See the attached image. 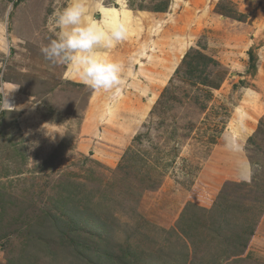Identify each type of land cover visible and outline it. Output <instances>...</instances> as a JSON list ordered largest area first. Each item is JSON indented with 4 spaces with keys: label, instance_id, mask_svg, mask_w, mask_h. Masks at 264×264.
Instances as JSON below:
<instances>
[{
    "label": "rangeland",
    "instance_id": "rangeland-1",
    "mask_svg": "<svg viewBox=\"0 0 264 264\" xmlns=\"http://www.w3.org/2000/svg\"><path fill=\"white\" fill-rule=\"evenodd\" d=\"M70 2L0 0V264H264V0H104L146 11L111 92L40 52Z\"/></svg>",
    "mask_w": 264,
    "mask_h": 264
},
{
    "label": "clouds",
    "instance_id": "clouds-1",
    "mask_svg": "<svg viewBox=\"0 0 264 264\" xmlns=\"http://www.w3.org/2000/svg\"><path fill=\"white\" fill-rule=\"evenodd\" d=\"M96 12L90 11L85 0H71L69 6L53 14L50 21L52 36L40 47L44 59L52 66H64L95 92L119 90L123 83V66L110 59L102 49H111L127 37L119 11L105 7L104 0H96ZM12 41L0 22V54L10 55ZM19 86L0 97V110L11 109L8 97Z\"/></svg>",
    "mask_w": 264,
    "mask_h": 264
},
{
    "label": "crops",
    "instance_id": "crops-1",
    "mask_svg": "<svg viewBox=\"0 0 264 264\" xmlns=\"http://www.w3.org/2000/svg\"><path fill=\"white\" fill-rule=\"evenodd\" d=\"M90 1V4H92V5H94L95 4V2H93V0H89ZM116 1L117 0H115V4H117L116 3ZM118 5H116V7H117ZM118 8V7H117ZM92 11V10H91ZM137 11H139V12H134V14L135 13H139V14H144V12H146L145 10H137ZM138 14V16H141V15H139ZM99 17V16H98ZM134 38H133V36H129V37H126V39H124L122 42H120L119 44H117L116 46H115V50H117V51H113V52H107L106 54H107V56L110 58V59H112V60H114V61H117V58L118 57H121V58H123V52H128L129 50H130V48H129V44L130 45H132L133 43H132V40H133ZM136 41V40H135ZM125 46V47H124ZM111 49H113V48H111ZM129 53V52H128ZM68 71V74L70 75L68 78L70 79V80H72V82H78L77 84H81V85H83V86H85L81 81H80V79L78 78V77H76L75 75H73L72 74V72L71 71H69V70H67ZM79 79V80H78ZM89 88V87H88ZM90 90H91V92H93V90L91 89V88H89ZM122 90V89H121ZM122 94H124V92L122 93ZM93 96V95H92ZM122 101H120V100H118V99H116L115 100V104L116 105H119L118 107H120V108H123L124 106L125 107H127V104L126 105H124L123 104V100L124 99H121ZM89 103L88 104H90L89 105V107L87 108V111H89L90 109H95V112H93L92 113V110H91V112H88L87 113V121L88 120H90V119H96L97 117H96V114H97V111H100V108H105V103L104 102H102V103H99V104H96V101L95 100H93V99H89V101H88ZM88 104H87V106H88ZM100 104H101V106H100ZM114 104V105H115ZM123 106V107H122ZM104 108H103V110H101V112L103 113V114H101V117H99V118H101V120H102V122H105V123H107L108 121H115L116 120V118L117 117H115L113 120L112 119H110L109 117H108V115H109V113L108 112H106L105 110H104ZM125 112H119L118 113V118H117V121L119 120V117L121 116V115H123ZM93 115V116H92ZM92 119V120H93ZM91 120V121H92ZM94 121H96V120H94ZM91 123V122H90ZM90 123H85V125H83L82 126V128H81V131L83 132V134H84V132H86V133H89L90 131ZM106 126V125H105ZM122 129H121V133H118L119 135H129L130 133L128 132V129L126 128V127H124L123 125L122 126H120ZM107 130H109V128L107 127ZM117 133V132H116Z\"/></svg>",
    "mask_w": 264,
    "mask_h": 264
},
{
    "label": "bare ground",
    "instance_id": "bare-ground-1",
    "mask_svg": "<svg viewBox=\"0 0 264 264\" xmlns=\"http://www.w3.org/2000/svg\"><path fill=\"white\" fill-rule=\"evenodd\" d=\"M142 20H145V15L143 16L141 14V16H137L136 17V20H133V24H130V25L126 26L127 34H132L133 32H136L135 31L136 30V27H138V28L141 27V23L143 22ZM10 106H12V103L11 102H10Z\"/></svg>",
    "mask_w": 264,
    "mask_h": 264
},
{
    "label": "trees",
    "instance_id": "trees-1",
    "mask_svg": "<svg viewBox=\"0 0 264 264\" xmlns=\"http://www.w3.org/2000/svg\"><path fill=\"white\" fill-rule=\"evenodd\" d=\"M183 63L185 64L186 63V61H183ZM186 65V64H185ZM190 65V64H189ZM190 74H191V72H190Z\"/></svg>",
    "mask_w": 264,
    "mask_h": 264
}]
</instances>
